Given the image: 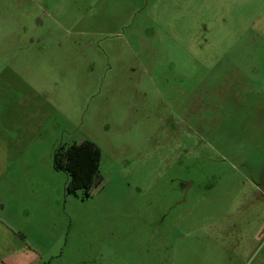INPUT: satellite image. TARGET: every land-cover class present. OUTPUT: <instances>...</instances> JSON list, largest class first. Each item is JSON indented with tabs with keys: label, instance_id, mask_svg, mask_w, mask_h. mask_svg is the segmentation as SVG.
Segmentation results:
<instances>
[{
	"label": "rangeland",
	"instance_id": "obj_1",
	"mask_svg": "<svg viewBox=\"0 0 264 264\" xmlns=\"http://www.w3.org/2000/svg\"><path fill=\"white\" fill-rule=\"evenodd\" d=\"M85 140L68 195L54 152ZM1 160L31 264H259L264 0H0Z\"/></svg>",
	"mask_w": 264,
	"mask_h": 264
},
{
	"label": "crops",
	"instance_id": "obj_2",
	"mask_svg": "<svg viewBox=\"0 0 264 264\" xmlns=\"http://www.w3.org/2000/svg\"><path fill=\"white\" fill-rule=\"evenodd\" d=\"M19 160L20 159L16 161V166L20 164ZM10 164L11 162L7 160L0 161V182H7L11 187H13L15 184H20V181H25L26 179H21V175L18 173L14 174L12 172H8L11 171ZM23 177H27V175H23ZM41 177L42 175H39V181H42ZM31 181L37 182V180L33 178L31 179ZM262 181L263 182L261 183V185H259V187L264 185V176H262ZM34 188H36L35 185L33 183H30L29 189H26L24 191V194L22 196L20 195L17 200V204H19L21 209L23 208L24 211H27L25 210V208H28V206L32 207L33 204H37L35 202L40 201L36 198L28 196L31 191H33L32 194H35V192H37L34 191ZM261 193L264 194L263 188L261 189ZM6 208V204H1L2 211L6 210ZM31 214L32 213L28 212V216L31 217ZM1 228L3 229V232L5 233L6 237L0 238V264H31L32 260L29 262V259L27 257H24V255L19 252L18 244L13 230H11L10 227L5 226L4 224H1ZM259 228L260 229H257L256 231L258 234L260 232L257 238V246L253 251L249 252L250 254L248 253L249 259L247 260L250 261L254 258L255 260H259V264H264V222ZM237 259H233V257H230V260ZM241 260L245 261V259L243 258Z\"/></svg>",
	"mask_w": 264,
	"mask_h": 264
},
{
	"label": "trees",
	"instance_id": "obj_3",
	"mask_svg": "<svg viewBox=\"0 0 264 264\" xmlns=\"http://www.w3.org/2000/svg\"><path fill=\"white\" fill-rule=\"evenodd\" d=\"M101 149L92 141L85 140L70 147L61 145L54 152V168L68 176V195L77 194L82 183L89 180L99 163Z\"/></svg>",
	"mask_w": 264,
	"mask_h": 264
}]
</instances>
